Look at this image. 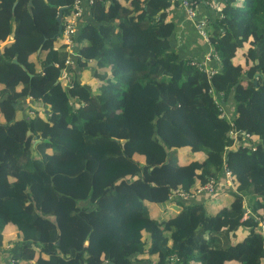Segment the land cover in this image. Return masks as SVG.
Masks as SVG:
<instances>
[{
    "label": "trees",
    "instance_id": "1",
    "mask_svg": "<svg viewBox=\"0 0 264 264\" xmlns=\"http://www.w3.org/2000/svg\"><path fill=\"white\" fill-rule=\"evenodd\" d=\"M88 1L74 57L59 31L76 0H0V251L10 264H264V0L222 1L211 77L174 49L169 0Z\"/></svg>",
    "mask_w": 264,
    "mask_h": 264
},
{
    "label": "built area",
    "instance_id": "2",
    "mask_svg": "<svg viewBox=\"0 0 264 264\" xmlns=\"http://www.w3.org/2000/svg\"><path fill=\"white\" fill-rule=\"evenodd\" d=\"M169 2L171 3V5H175L176 3H181V7L186 15L187 20L192 22L194 28L199 33V35L209 44L211 49L210 52L206 55L205 59L199 63L196 61H191L190 64L192 66H197L202 72H205L209 77H211L214 74V71L210 69V64L212 62L219 63L220 58L216 53L214 47H212L210 44V36L212 32L213 22L209 21L206 17L200 16L199 7L205 4L207 7H209L210 11H218L220 15H218L216 18L221 19L222 17L221 5L223 4L222 0H169ZM90 4H92V1H90ZM73 9H74L73 14L64 19L62 25V34L60 37L66 45L67 52L70 53L71 55H74L75 57L76 55L74 53L73 47L75 45V37L78 34L76 22L78 18L82 15L80 0H76ZM74 57L69 56L67 58L66 60L67 67L74 65L75 63ZM62 79L65 80L64 82L66 86L70 84L71 78L69 73L67 72V69L63 71ZM211 93L215 95L213 91H211ZM217 96L218 95H216V99ZM224 173H225L224 186H233L232 171L228 169V167H226ZM218 186H219L218 182L211 181L205 187L200 189L198 191V194L207 193L210 195H214V192L216 191V188H218ZM193 197L194 195L177 190L176 192H174L171 199L173 198L180 201H187L192 199ZM258 220L260 222L259 232L264 235V219H258Z\"/></svg>",
    "mask_w": 264,
    "mask_h": 264
},
{
    "label": "crops",
    "instance_id": "3",
    "mask_svg": "<svg viewBox=\"0 0 264 264\" xmlns=\"http://www.w3.org/2000/svg\"><path fill=\"white\" fill-rule=\"evenodd\" d=\"M223 1V0H222ZM80 7L82 9V15L78 18L76 22L77 27V33L80 34V30L83 29L87 21L89 20V11H90V3L88 0H80ZM170 9H168L170 12V16L168 15V18L170 20H174V24L176 25V34H175V40L173 47L174 49L178 50L181 54V57L183 60H191V61H203L206 57V55L210 52V46L207 42L200 39L198 36L199 33L195 30L194 25L192 22L187 20L186 15L181 8H177L176 6H173L170 4ZM213 11H209L203 6L199 7V14L203 17H206L209 21H211L212 18H216L218 15H213ZM220 15V14H219ZM217 20V18L215 19ZM63 41V40H62ZM64 42V41H63ZM85 44L84 40H78L75 42V45L73 47L75 57H79L78 51L81 46ZM67 51V50H66ZM90 68L93 66L92 63H90ZM213 68V67H212ZM217 69V68H215ZM87 71L85 70L82 72L81 80H85L87 78ZM0 116V121H1ZM210 198H202L199 197L196 202H202L206 203ZM13 254L10 252L0 251V264H10V257Z\"/></svg>",
    "mask_w": 264,
    "mask_h": 264
},
{
    "label": "water",
    "instance_id": "4",
    "mask_svg": "<svg viewBox=\"0 0 264 264\" xmlns=\"http://www.w3.org/2000/svg\"><path fill=\"white\" fill-rule=\"evenodd\" d=\"M61 22H62V16H59V17H58V23L61 24ZM61 34H62V30H61V27H60L59 37L61 36ZM41 49H42V48H41ZM41 49L38 51L39 53H40ZM14 62L17 63V60H14ZM28 135H29V136L32 135V132L29 131V132H28ZM39 142H40V141H36V143L34 144V147H35L36 144L39 143Z\"/></svg>",
    "mask_w": 264,
    "mask_h": 264
},
{
    "label": "rangeland",
    "instance_id": "5",
    "mask_svg": "<svg viewBox=\"0 0 264 264\" xmlns=\"http://www.w3.org/2000/svg\"><path fill=\"white\" fill-rule=\"evenodd\" d=\"M62 80H63V79H62ZM64 81H65V80H64ZM64 83H65V82H64ZM233 181H234V180H233ZM233 181H232V182H233ZM218 199H220V198L217 197V198H214V199H213L212 206H213L214 208H216V205H217V203H218Z\"/></svg>",
    "mask_w": 264,
    "mask_h": 264
}]
</instances>
